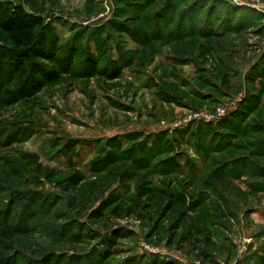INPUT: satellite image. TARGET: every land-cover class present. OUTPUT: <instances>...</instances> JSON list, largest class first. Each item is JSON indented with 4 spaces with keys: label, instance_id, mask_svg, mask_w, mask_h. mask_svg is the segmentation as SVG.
Returning <instances> with one entry per match:
<instances>
[{
    "label": "rangeland",
    "instance_id": "obj_1",
    "mask_svg": "<svg viewBox=\"0 0 264 264\" xmlns=\"http://www.w3.org/2000/svg\"><path fill=\"white\" fill-rule=\"evenodd\" d=\"M164 1L0 0L44 21L0 30V264H264V0Z\"/></svg>",
    "mask_w": 264,
    "mask_h": 264
},
{
    "label": "trees",
    "instance_id": "obj_2",
    "mask_svg": "<svg viewBox=\"0 0 264 264\" xmlns=\"http://www.w3.org/2000/svg\"><path fill=\"white\" fill-rule=\"evenodd\" d=\"M185 1L188 0L164 1V3L160 6L159 11L154 13L152 16L153 19L156 20V25H158L156 32L164 31V28L172 21V19L178 17L180 21L178 29L184 31L181 37L188 38L192 35L212 37L213 34L216 35L219 31H224H217V27L224 26L222 24L223 16L226 17L225 19H227L230 24V22L236 20L237 14L241 12L239 8L229 5L223 0H193L195 2L192 1L193 3H190L185 8H180V5L178 4L181 3L183 5ZM156 2L157 0H145L144 5L150 3L149 6H152ZM139 6L142 5L139 4ZM203 10L206 11L207 14H205L202 18L203 24L201 23V26L197 27L196 23L199 21L201 11ZM219 10L222 11V13L224 12L222 17H220V14L219 16L217 14ZM165 19L166 21L162 24V21ZM174 21L175 19L173 22ZM218 21L219 25L216 23ZM43 24L44 21L40 17L27 13L20 4H0V30L8 36V39L16 49L27 50L31 48L37 39L39 28H41ZM229 27H226V29ZM230 28L229 30H232ZM159 35L160 37H163V34ZM91 58L93 57L91 56ZM248 126L250 127L251 125H247V127ZM260 144H262V148H264V141H262L257 144L255 151H259L258 145ZM220 170L222 169L218 168V170H216L217 173H219Z\"/></svg>",
    "mask_w": 264,
    "mask_h": 264
},
{
    "label": "built area",
    "instance_id": "obj_3",
    "mask_svg": "<svg viewBox=\"0 0 264 264\" xmlns=\"http://www.w3.org/2000/svg\"><path fill=\"white\" fill-rule=\"evenodd\" d=\"M234 2H239L241 0H232ZM222 112H219L218 115H221ZM217 113L216 114H211V115H207L206 118L209 119V120H214L216 118V116H218Z\"/></svg>",
    "mask_w": 264,
    "mask_h": 264
}]
</instances>
